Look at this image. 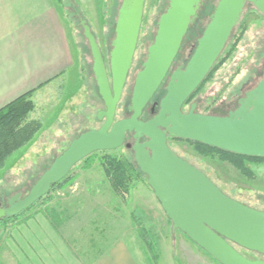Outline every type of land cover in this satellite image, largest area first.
Listing matches in <instances>:
<instances>
[{
    "label": "rangeland",
    "instance_id": "374dc122",
    "mask_svg": "<svg viewBox=\"0 0 264 264\" xmlns=\"http://www.w3.org/2000/svg\"><path fill=\"white\" fill-rule=\"evenodd\" d=\"M88 1L62 2L61 13L67 24L78 70L75 68V76L69 79L63 92L56 85L53 89L50 87L47 94L42 95L36 103L39 108L37 114H42L47 124L45 128L42 124L43 129H40L34 139L15 152L0 170L2 204L16 194H20V198L25 197L36 180L71 141L102 125L100 115L105 109V102L100 92L98 75L92 71L90 47L83 36L80 22L84 21L94 36L109 75V52L115 37V22L122 0ZM217 1L201 0L195 17L197 30L191 26L171 68L186 64ZM168 3L169 0L144 1L140 32L121 98L116 106L114 121L125 118L129 113L126 106L130 104L135 77L146 60L157 22ZM248 11L261 17L251 21L231 56L190 102L199 99L196 113L210 114L211 107L234 104L264 76V18L249 3L243 9V12ZM234 30L235 27L232 33ZM223 51L220 56L224 55ZM162 88L165 89V83ZM189 104L184 107V112L188 111ZM53 110L54 114H51ZM126 143H131L130 135L127 136ZM167 144L177 156L205 174L224 194L251 208L264 210V162L247 164L255 173V178L248 180L228 162L201 156L186 142L168 137ZM105 152L134 160L133 153L124 146ZM102 154L104 152H96L88 168L81 162L74 165L67 174L71 179L68 184L52 190L46 199L37 202L17 219L0 223V227L40 213L50 217L63 229L64 236L72 239L81 256L92 257L98 253L97 246L102 245L104 248L110 243L123 242L141 264H152L155 260L156 264H218L183 233L173 229L151 189L146 185L144 175H141L140 180L133 181L124 197L115 194L103 172L100 162ZM142 228L147 232L146 238L152 251L142 241ZM235 249L248 259L264 260V257L245 252L238 247Z\"/></svg>",
    "mask_w": 264,
    "mask_h": 264
},
{
    "label": "water",
    "instance_id": "95a60500",
    "mask_svg": "<svg viewBox=\"0 0 264 264\" xmlns=\"http://www.w3.org/2000/svg\"><path fill=\"white\" fill-rule=\"evenodd\" d=\"M145 0H122L115 22V37L109 52V75L96 40L84 21L80 24L92 57V71L98 75L105 102L102 125L75 138L32 185L27 195L7 200L0 208V220L14 217L48 194L51 185L67 176L85 157L112 151L124 144L128 132L136 143L134 160L173 229L219 264H264L248 259L233 245L264 256V212L250 208L225 195L205 174L177 156L167 144V135L200 142L239 155L264 158V76L239 98L231 111L214 108L210 114L196 113L192 103L182 106L203 82L225 48L247 2L264 17V0H218L196 40L183 69L172 73L157 114L138 120L171 67L201 0H169L160 15L152 44L142 69L137 73L129 118L114 121L116 106L134 56ZM110 78V82H109ZM147 138L143 143L138 140Z\"/></svg>",
    "mask_w": 264,
    "mask_h": 264
},
{
    "label": "crops",
    "instance_id": "0c3cea01",
    "mask_svg": "<svg viewBox=\"0 0 264 264\" xmlns=\"http://www.w3.org/2000/svg\"><path fill=\"white\" fill-rule=\"evenodd\" d=\"M63 1L0 0V108L29 91L37 107L50 87L63 92L74 78L78 67L61 13ZM36 107L29 119L42 120L45 128L47 121ZM71 241L50 217L32 214L0 227V264H141L123 242L97 246L98 253L86 257Z\"/></svg>",
    "mask_w": 264,
    "mask_h": 264
},
{
    "label": "trees",
    "instance_id": "16d2710c",
    "mask_svg": "<svg viewBox=\"0 0 264 264\" xmlns=\"http://www.w3.org/2000/svg\"><path fill=\"white\" fill-rule=\"evenodd\" d=\"M195 17L196 14L191 19L186 35L189 32L191 26H193V29L197 30ZM256 17H261V16L252 11L242 12L241 17L235 26V30L229 39L227 47L223 51L224 55L219 57V59L213 65V67L211 68V70L203 80V82L196 88V90L189 96V98L183 104L182 112H184L183 111L184 107H186L193 100V98L202 90L205 83L209 79H211L214 72L218 68H220L223 65V63L231 56L232 52L236 49L238 42L242 38L243 33L248 28L251 21L256 19ZM186 35L184 36V38L186 37ZM180 48L178 53L180 52ZM178 53L175 58H177ZM31 93L32 91H29L0 108V170H2L5 167L7 160L15 152H17L19 149L23 148L24 146H26L31 142L34 139L35 135L42 128V122L40 120H28L29 114L35 108V104L31 99ZM164 93H165V89L161 87L156 93V96L161 97L163 96ZM236 107L237 104L234 105V109ZM168 137L175 141H183L190 144L193 147V149L201 156L209 157V158L215 157L220 161L228 162L248 180L254 179L255 173L247 166V164L250 163L256 164L259 162H264V158L239 155L200 142L181 139L171 135H169ZM103 152L104 154L100 156V162L103 168V172L109 182V186L111 187V189L114 191L115 194H117L120 197H124V195L128 194L133 181L140 180L141 175L144 174L140 171L136 162L133 159L125 156L109 154L106 153L105 151ZM95 154L96 152L85 157L80 161L81 163H83L85 168H88L90 166V164L93 161V155ZM70 180L71 179L68 176H66L59 182L51 185L50 191L48 192L47 195L42 197L40 200L36 201L34 204H32L26 210L22 211L20 214L14 217H4L3 219L0 220V223H8L17 219L19 216L23 215L24 212L30 210L37 202L46 199L52 190L56 188L64 187L66 184L70 182ZM146 185L148 186L147 178H146ZM148 188L150 187L148 186ZM169 223L172 225L170 220ZM140 232L143 243L147 245L150 251H152L153 249L151 248V244H149L146 238L147 232L143 228L140 230ZM189 241L192 242L191 240ZM193 244L196 245L195 243ZM231 244L233 245L234 248L238 247L245 252L258 255L259 257H264L262 255L245 250L233 243Z\"/></svg>",
    "mask_w": 264,
    "mask_h": 264
},
{
    "label": "flooded vegetation",
    "instance_id": "af4514ba",
    "mask_svg": "<svg viewBox=\"0 0 264 264\" xmlns=\"http://www.w3.org/2000/svg\"><path fill=\"white\" fill-rule=\"evenodd\" d=\"M249 2H247L246 4H248ZM249 4H251V3H249ZM176 57V56H175ZM175 59V58H174ZM173 62H174V60H173ZM183 64H180V65H178V66H176V67H173V68H169V70H168V72L166 73V75H165V77H164V79L162 80V82H161V84H160V86L158 87V89L156 90V92L153 94V96H152V98L145 104V107L142 109V111H141V115L139 116V118H138V120H140V121H143V122H145V121H148V120H150V119H152L156 114H157V112H158V103H159V100H160V98L162 97H157L156 96V93L158 92V90L162 87V84L163 83H165V86H166V83L168 82V80H169V77H170V75L172 74V73H174L175 71H177V70H179V69H183ZM142 69V68H141ZM140 69V70H141ZM140 70H138V72L140 71ZM137 72V73H138ZM133 86H134V83H133ZM133 86H132V91H133ZM196 90V89H195ZM248 92V91H247ZM247 92H245L244 93V95L247 93ZM131 96H132V94H131ZM121 98V97H120ZM130 100H131V97H130ZM239 100V99H238ZM238 100H236V102L233 104V103H229V104H227V105H223V106H218V107H211L209 110V113H211V110L212 109H214V108H220V109H222V110H224V111H226V112H228V111H231V110H234V105L235 104H238ZM119 102V101H118ZM192 103H195L196 104V107H197V104L199 103V99H196V101H194V102H192ZM192 103H190L189 104V107H190V105L192 104ZM118 104V103H117ZM129 107H130V104L129 105H127L126 106V110L129 112L128 113V115L125 117V118H129L130 116H131V114H132V111H130L129 110ZM189 109V108H188ZM124 119V118H123ZM102 123H103V121H102ZM128 135H130V138H131V145H133V144H135L136 143V140L133 138V133L132 132H128L127 134H126V136H125V139H124V144L122 145V146H124L125 147V144H126V138H127V136ZM168 136L169 135H167L166 137L168 138ZM147 140V138H145V137H142V138H140L139 140H138V142L139 143H143V142H145ZM121 146V147H122ZM132 153H133V151H132V148L130 147V148H128ZM226 195V194H225ZM229 197V196H228ZM237 201V200H236ZM7 202V201H6ZM241 204H243V203H241ZM6 206H7V203H5V204H2V203H0V208H6ZM247 206V205H246ZM249 207V206H248ZM251 208V207H250ZM254 209V208H253ZM255 210H258V211H261V212H264V210H259V209H255ZM3 219V218H2ZM176 230V229H175ZM179 231V230H178ZM180 232V231H179ZM214 260V259H213ZM217 262V261H216ZM218 263V262H217ZM219 264V263H218Z\"/></svg>",
    "mask_w": 264,
    "mask_h": 264
}]
</instances>
